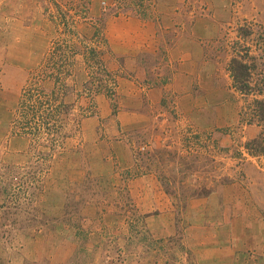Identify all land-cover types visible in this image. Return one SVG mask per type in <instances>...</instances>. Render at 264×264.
<instances>
[{
	"label": "rangeland",
	"instance_id": "1",
	"mask_svg": "<svg viewBox=\"0 0 264 264\" xmlns=\"http://www.w3.org/2000/svg\"><path fill=\"white\" fill-rule=\"evenodd\" d=\"M263 41L264 0H0V264H264L263 95L228 72Z\"/></svg>",
	"mask_w": 264,
	"mask_h": 264
},
{
	"label": "trees",
	"instance_id": "2",
	"mask_svg": "<svg viewBox=\"0 0 264 264\" xmlns=\"http://www.w3.org/2000/svg\"><path fill=\"white\" fill-rule=\"evenodd\" d=\"M240 31L243 32L241 33L242 37H250V35L252 34L250 28L244 30L240 29ZM262 43L264 45V41ZM254 57H251L250 61H244L240 57L231 58L228 63V72L231 77L233 87L244 96L251 95L252 93L263 95L262 98L255 97L251 100V108L248 117V121H256L258 123H261L264 122V76L259 78L258 82L252 83L253 72L257 67L253 60ZM48 75L51 77L53 74L48 73ZM49 95L50 97L45 100H41L40 97H37V94L36 96H34L33 94L30 95L29 100H27V102L29 103L25 104L26 112H28L27 110L30 109L31 111H29L32 112V115L34 114L32 116L33 118H37L38 114L41 116V118L51 117L49 115H52L53 113L54 115H58L60 113V110H62L64 103L60 99V96L56 95L54 90H52ZM25 102L26 100L24 99L22 100V102H20V104L23 105ZM250 145H254V151L256 152H262L264 150V147L259 148L258 150V147H261L260 138H258L257 140L247 141L245 143V146L248 148L250 147Z\"/></svg>",
	"mask_w": 264,
	"mask_h": 264
},
{
	"label": "crops",
	"instance_id": "3",
	"mask_svg": "<svg viewBox=\"0 0 264 264\" xmlns=\"http://www.w3.org/2000/svg\"><path fill=\"white\" fill-rule=\"evenodd\" d=\"M154 91H156V92H157V87H156V89H154Z\"/></svg>",
	"mask_w": 264,
	"mask_h": 264
}]
</instances>
